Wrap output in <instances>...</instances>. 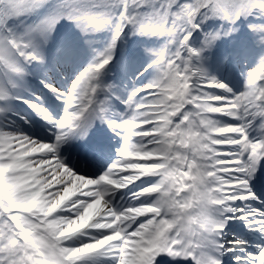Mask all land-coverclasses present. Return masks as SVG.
<instances>
[{
  "label": "snow or ice",
  "instance_id": "1",
  "mask_svg": "<svg viewBox=\"0 0 264 264\" xmlns=\"http://www.w3.org/2000/svg\"><path fill=\"white\" fill-rule=\"evenodd\" d=\"M177 261L264 264V0H0V264Z\"/></svg>",
  "mask_w": 264,
  "mask_h": 264
},
{
  "label": "rangeland",
  "instance_id": "2",
  "mask_svg": "<svg viewBox=\"0 0 264 264\" xmlns=\"http://www.w3.org/2000/svg\"><path fill=\"white\" fill-rule=\"evenodd\" d=\"M225 42H227V41H225ZM229 52H230L229 49L227 47H225V46L221 50V53L223 54V56L229 54ZM241 70H242V65H235V66H233L231 63H228V64H226L224 66V68H223L222 71H223V74H225V75H227V74L230 73L232 78H233V76L235 75V72H236L238 74L239 78L241 79Z\"/></svg>",
  "mask_w": 264,
  "mask_h": 264
},
{
  "label": "trees",
  "instance_id": "3",
  "mask_svg": "<svg viewBox=\"0 0 264 264\" xmlns=\"http://www.w3.org/2000/svg\"><path fill=\"white\" fill-rule=\"evenodd\" d=\"M224 44H225V42L220 43V44L218 45V47L214 50V52H213V54H212V59H213V61H217L219 58H221L220 48H221V46L224 45Z\"/></svg>",
  "mask_w": 264,
  "mask_h": 264
},
{
  "label": "bare ground",
  "instance_id": "4",
  "mask_svg": "<svg viewBox=\"0 0 264 264\" xmlns=\"http://www.w3.org/2000/svg\"><path fill=\"white\" fill-rule=\"evenodd\" d=\"M175 264H185V262L184 261H177V262H175Z\"/></svg>",
  "mask_w": 264,
  "mask_h": 264
}]
</instances>
